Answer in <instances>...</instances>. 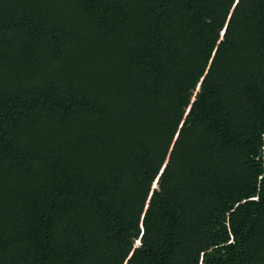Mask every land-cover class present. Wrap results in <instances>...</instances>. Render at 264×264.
<instances>
[{
  "label": "trees",
  "instance_id": "16d2710c",
  "mask_svg": "<svg viewBox=\"0 0 264 264\" xmlns=\"http://www.w3.org/2000/svg\"><path fill=\"white\" fill-rule=\"evenodd\" d=\"M0 264H264V0H0Z\"/></svg>",
  "mask_w": 264,
  "mask_h": 264
},
{
  "label": "clouds",
  "instance_id": "9594fccd",
  "mask_svg": "<svg viewBox=\"0 0 264 264\" xmlns=\"http://www.w3.org/2000/svg\"><path fill=\"white\" fill-rule=\"evenodd\" d=\"M223 35V32H222V34H221V36ZM235 208V207H234ZM234 210V209H233ZM233 210H231V212H233ZM231 237V236H230ZM231 240H232V238H230ZM203 255H204V253H201V256H200V258H199V262L200 263H202V258H203Z\"/></svg>",
  "mask_w": 264,
  "mask_h": 264
},
{
  "label": "snow or ice",
  "instance_id": "6c2138e0",
  "mask_svg": "<svg viewBox=\"0 0 264 264\" xmlns=\"http://www.w3.org/2000/svg\"><path fill=\"white\" fill-rule=\"evenodd\" d=\"M137 243H139V241H137Z\"/></svg>",
  "mask_w": 264,
  "mask_h": 264
}]
</instances>
